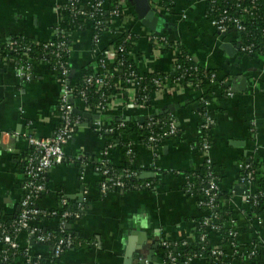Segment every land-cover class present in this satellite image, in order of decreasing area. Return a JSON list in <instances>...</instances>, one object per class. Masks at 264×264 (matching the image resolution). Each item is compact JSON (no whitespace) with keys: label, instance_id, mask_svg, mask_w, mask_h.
<instances>
[{"label":"crops","instance_id":"0c3cea01","mask_svg":"<svg viewBox=\"0 0 264 264\" xmlns=\"http://www.w3.org/2000/svg\"><path fill=\"white\" fill-rule=\"evenodd\" d=\"M208 3L174 0L170 14L158 13L155 32L142 25L132 6L123 13L125 17L110 21L111 30L101 33L96 46L89 23L86 30L71 34L68 66L72 83L85 71L100 73L99 53L112 66L111 44L123 35L131 41V60L141 74L173 73L177 54L152 45L151 36L159 35L200 69L214 72V80L200 90L185 84L167 88L153 95L148 109L129 105L126 88L119 83L116 88L121 92L109 97L107 110L98 116L106 127L123 120L125 127L112 140L110 135L92 131L95 119L76 115L79 126L62 161L47 172L45 192L35 203L43 211L61 212V199L81 207L79 218L69 223L74 246L54 258L52 244L37 242L22 230L11 235L16 249L0 241V264H29L35 259L36 264H163V241L177 247L198 242L199 220L205 212L186 189L188 181L194 183L193 174L203 172L202 167L218 178V190L225 193L231 212L249 211L250 204L242 200L247 185L241 169L252 162L264 172V51H243L236 31L219 34L210 24L208 14L214 12ZM62 6L63 0H0V43L17 37L35 45L55 40L67 19ZM31 71V80L25 82L11 62L0 58V223L5 227L18 217L25 194L24 159L31 148L23 134L48 139L59 126L57 72L43 61H32ZM109 75L111 80L114 75L110 71ZM216 80L227 84L232 96ZM202 100L209 102L207 107ZM71 101L81 113L97 116L77 98ZM204 110L213 121L206 135L207 154L200 149L205 137L201 130ZM164 112L175 119L176 134L151 151L137 125ZM106 150L108 163L122 167L127 160L137 181L149 183L151 189L101 194L102 177L85 156L100 160ZM58 222V218L41 217L32 226L55 230ZM236 231V248L224 249L226 263L264 264V215L252 220L241 216ZM209 239L212 247L218 246V233L210 231ZM188 264L213 263L198 257Z\"/></svg>","mask_w":264,"mask_h":264},{"label":"built area","instance_id":"2783aa9c","mask_svg":"<svg viewBox=\"0 0 264 264\" xmlns=\"http://www.w3.org/2000/svg\"><path fill=\"white\" fill-rule=\"evenodd\" d=\"M109 0H63L62 11L67 15V17H75V16H84L87 18L88 23L91 24V33H92V41L93 45H97L99 41V37L101 33L105 31L111 30L110 21L113 18L120 17V13L122 14L126 12L129 8L132 7V4L129 0H117V5L115 9L110 11L108 17L102 19V15L106 10V6ZM211 6L214 5V0H209ZM239 0H223L226 6L228 3L235 2L237 3ZM252 3L255 0H251ZM150 2V1H149ZM154 4L150 3L151 8L157 12L156 1ZM168 2L173 5L174 0H168ZM236 6H238L236 4ZM160 10H171L167 8H160ZM215 17L211 19V26L219 33L225 34L229 31L242 32L244 31V26L239 18L233 17L230 14L229 7H225L222 11L218 13V10L215 11ZM98 18V19H96ZM100 18V19H99ZM96 19V20H94ZM94 20V22H92ZM74 32L79 31H61L59 30L58 36L56 39L59 41L53 42L50 41L44 45L45 54L40 57V61H43L47 64L53 63L54 68L58 70L59 79H60V89H59V98H58V114H59V126L57 127L54 134L48 138H38L29 134L28 132L23 134V137L27 140L30 151L24 159V167H23V175L25 178L24 188L25 194L20 203V213L18 217L14 220L11 227L13 229V233H18L19 231H27L28 236L33 238L35 241L40 243H50L51 235L50 233H43L37 227L32 226L33 221L36 218H58L61 221L59 225L60 232H63L64 228V220L66 218L78 219L80 216L81 207L77 206L75 211H43L37 209L35 207V203L38 198L45 192V176L47 172L55 165L59 164L64 158V149L66 145L71 141L79 126V118L75 115L74 110L76 109L71 99H73V95L77 93V99L86 107L87 99H86V88L82 90H77L76 85L77 82L72 83L71 74L68 65H66L62 60L63 54H69L68 46L70 41V36ZM152 45L155 47L161 48L162 45L169 46L172 42H169L162 36L152 35ZM157 44V45H156ZM174 45V44H172ZM30 50L29 46L24 45L22 42L13 41L10 42L6 49L2 48L0 45V55L4 54L5 51L18 53V52H28ZM118 50H123L122 47H119ZM246 51L245 49H242ZM99 67L101 69L100 73L95 75H89L83 78V82L86 86H94L98 91H100L103 87L107 88L110 86L109 81V71L112 75L121 76V83L125 86L127 93V103L133 107L138 109H148L153 95L162 92L167 88H171L176 86L177 82L182 80V78L187 75V71L181 70L180 66L174 63L173 72L177 73V75L173 78H166V84L161 81V79H152V83L156 88V92L152 94H146V88L142 87V82L144 77L139 72L137 67H132L131 65L125 64L122 60H113V65L109 66L107 60L103 57L102 53H99ZM131 55V53H130ZM131 57V56H130ZM4 62L8 61V58L4 55L2 58ZM21 65L15 64V67L18 71V75L20 79L25 82H29L31 80V62L32 60L26 57V54L21 58ZM136 69V71H135ZM192 73L197 72V68L193 67ZM56 71V70H55ZM57 73V74H58ZM173 74V73H172ZM214 80V75H211L210 81ZM188 83L185 85H192L193 89L200 90L201 88L198 84L194 83L193 80H188ZM191 83V84H190ZM134 88V93L127 90V88ZM225 93L227 96H232V93L229 88H225ZM101 103L97 104L94 110L96 111V115L100 117L102 113L107 110L108 103H106V99L103 94L100 95ZM204 107H207L209 102L202 100ZM87 108V107H86ZM156 117H148L143 124L137 125L138 129L143 131L145 134V144L151 150L155 151L162 143L169 139L170 137L175 136L176 134V122L173 116H169L168 120L165 122H160L155 119ZM203 122L201 125V130L205 134V137L202 139L201 143V151L205 154L209 152V143L208 137L206 136L213 125V121L210 119L209 115L206 113V110L203 111L202 114ZM125 127V124L122 119H118L111 126L106 127L99 119H95L91 123V129L94 133L99 135H111L116 136L118 132ZM163 127L165 129L163 130ZM111 147L109 146L108 149ZM107 149V150H108ZM104 151L100 155V162L96 167V171L102 177L100 182V193L107 194L116 190H123L125 185L121 178H137V173L132 172L128 169L123 171V174L118 177L113 176L110 169L108 168V160H107V152ZM209 164V162H207ZM244 171H247L246 175L243 177L242 181L247 185V191L244 193L242 200L244 203L249 204L252 201L253 204L256 203V199L258 196L264 198V192L255 193V189L251 186L253 180L254 170L250 165H246L242 168ZM208 181L204 188H201L200 192L202 196L197 200L198 207L205 208V215L202 216L201 221L199 222L201 227L204 229L203 231L198 232V241L200 243H204L207 240L206 232H215L218 233L220 227L215 225L214 221L219 218V213L223 211V209H228L230 215L227 218L226 227L229 229L228 236L231 239H236L237 231H236V221L240 219L241 216H244V212L241 211L238 214L233 213L229 210V203L226 200H221L219 203L215 202V198L217 196L218 191V178L208 172L207 173ZM195 183L190 181L187 182V192L193 195V189L195 188ZM150 188L149 183H145L142 185V189ZM138 189V188H137ZM226 201V202H225ZM61 205L63 207L67 206V201L65 199H61ZM9 230L0 223V241L6 243L11 249H16L17 245L15 242V237L13 238L11 234H9ZM75 244L74 239L70 236L61 237L57 239L52 244L53 249V257H60L63 252L68 249H71ZM172 243L169 241H163V248H170ZM172 246V245H171ZM187 247V243L183 242L180 244L178 248ZM229 248H236V243L231 241ZM225 249V248H224ZM224 249L221 246H214L209 249V254L202 255L201 257H206L210 259L213 264H226V254ZM179 255H173L168 253L166 255L167 262L164 260L163 264H188L192 259L198 258L197 254H192L184 260H178ZM35 259L34 262L30 261L29 264H36Z\"/></svg>","mask_w":264,"mask_h":264},{"label":"trees","instance_id":"16d2710c","mask_svg":"<svg viewBox=\"0 0 264 264\" xmlns=\"http://www.w3.org/2000/svg\"><path fill=\"white\" fill-rule=\"evenodd\" d=\"M87 1H91V0H87ZM151 4H154L153 0H149ZM156 1V7H157V15L164 13L166 14H170L173 6L168 2V0H154ZM236 4L238 6H236ZM117 5V0H109L106 6V10L102 15V19L108 17L110 11H112L113 9H115ZM229 7L230 10V14L233 17L239 18L242 22V25L244 26V31L242 32H238L239 35L241 36L242 39V48H246V53L248 54H254L256 52H262L264 51V0H255L253 3L251 0H239L237 3L235 2H230L228 3V6L225 5V3L223 2V0H214V5L211 6V4L208 3L207 8H209L212 12H214L216 9L218 10V13L220 11H222L224 8ZM132 8V7H131ZM160 8H167V9H171V10H165V11H161ZM159 13V14H158ZM162 14V15H164ZM214 14H208V17L210 19H213L215 17ZM120 17H125L122 12L120 13ZM98 19V18H96ZM94 19V20H96ZM100 19V18H99ZM94 20L92 22H94ZM88 28V20L86 17L84 16H75V17H67L66 21L61 25L60 29L61 31H84ZM13 41H17V42H22L24 43V45L29 46L30 50L28 52H18V53H13V52H9V51H5L4 54L0 55V58H3L4 55L8 58L9 62H11L14 66L15 64H17L18 66L22 64L21 62V58H23V55L26 54V57L30 58L32 61H40V57L43 58L44 56V45L46 44H39V45H35L33 44L31 41H28L24 38L21 37H17L15 39H11L9 42L7 43H0L2 48L6 49V46ZM59 41V39H55L53 42ZM157 45V44H156ZM111 46L113 47V51H114V60H122L124 61L125 64L131 65L133 68L135 67L132 60H131V41L130 39L126 36L123 35L117 39H115V41L111 44ZM119 47H122L123 50H118ZM163 49V52H167L169 50L175 51L176 52V64L180 66L181 70L187 71V75H185L182 80H180L179 82H177L176 86L181 88L185 83H188V80H193V82L196 84H198V86L200 88L207 86V84L210 81V77L211 75H213L214 72H210V71H203L202 69H200L196 63H194L192 60H190L187 55L185 54V52H183L182 50H180L178 47L169 44V46H164L162 45L161 47ZM102 56H99V58ZM61 60L68 65V55L63 54ZM50 66L56 70V72L58 73V70L54 68L53 63H50ZM69 67V66H68ZM196 67L197 68V72L192 73V68ZM136 68V67H135ZM136 71V69H135ZM59 75V73H58ZM91 75L88 71L83 72L80 75V79H78L76 88L77 90H82L86 88V99H87V103H86V107L88 109H94L96 107L97 104L101 103L100 100V95L103 94L105 99H106V103H108V99L111 95L114 94H118L121 91H117L118 88H116V86L121 83V76L115 75L111 78L110 81V86L107 88H102L100 91H98V89H96V87L94 86H86L83 82V78L87 77ZM177 75V73L173 72V74H168V75H157V74H142V76L144 77L143 82H142V87L144 86L146 88L145 93L148 94H152L156 92V88L152 83V79H161V81L163 82L164 80V84H166V80L165 77L167 78H173ZM216 84L219 88H221L222 90L225 89L227 87V84H225L223 81H217L216 80ZM191 84V83H190ZM191 87H193V84L191 85ZM126 96V95H125ZM78 97L77 93L73 95V99H76ZM125 99L127 100V96L125 97ZM170 115V112H164L161 115L156 116V120H159L161 123L165 122L168 120ZM115 122V121H114ZM165 129V127H163V130ZM174 137V136H173ZM170 137V138H173ZM111 140L115 139L116 137L111 136L110 135ZM85 161L89 162L91 161L95 167L98 166V163L100 162V160H98L97 158L93 157H89V156H85ZM84 162V161H83ZM251 168L254 170V174H253V180L251 183V186H253V188L255 189V193H260V192H264V172H261L260 166L257 164H254L252 162H249ZM108 168L110 169L111 173L113 174V176L118 177L119 175L123 174L122 168L124 169H128V170H133L130 168V165L128 163L127 160H125L124 162V166H114L112 162L108 163ZM122 170V171H121ZM201 171H203L202 173H196L193 174V178H194V183H195V188L193 189V196L197 198V200H200L199 198L202 196V193L200 192L201 188H204L205 185L207 184L208 181V177H207V171H206V167H202ZM247 173V171H244L243 169H241V176H245ZM121 180L123 181L125 187L123 190H141L142 189V185L144 184V182H140L137 181V179L135 177L133 178H121ZM138 188V189H137ZM151 189V188H148ZM226 198L225 193L221 192L220 190L217 191V196H216V203H219L221 200H224ZM250 204V208L249 211L246 213L244 212V217L252 220L254 217L260 216V215H264V198L258 196L256 199V203L253 204L252 201L249 202ZM77 207L72 206V205H67L66 207H64V209H62V211H75ZM199 209L202 212H205V208L203 207H199ZM61 211V212H62ZM219 218L217 220L214 221L215 225H218L220 227V230L218 232V235L220 237L219 239V246H221L223 249L228 247L230 242L233 241L236 243V239H231L228 236V232L229 229L226 227V223H227V218L230 215V212L228 211V209H223V211H221L219 213ZM41 217L36 218L35 220H40ZM64 220V228H63V232H60L59 229V225L61 224V221L59 219L58 222V226L55 230H41L44 233H50L51 235V241L50 244H53V242H55L57 239L61 238V237H67L70 236L72 239H74V233L72 231V229L69 227V223L73 220L72 218H66L63 219ZM201 221V218L199 220V222ZM9 230V234H13V229L12 227L9 225L6 227ZM204 229L201 227L200 223H199V227H198V232L203 231ZM207 234V240L204 243H200L199 241L194 244V245H187V247H183V248H178L177 246H175L176 244H171L170 248L166 249L162 247V251H163V256H164V260L167 262L166 259V255L168 253H171L173 255H179L178 260H184L187 257H189L192 254H197L198 257H201L203 254L207 255L209 254V249L212 247L211 243H210V239H209V232H206ZM11 253H8V258L11 257L10 255ZM1 253H0V257H1ZM210 260V259H209ZM211 261V260H210ZM254 261V260H252ZM212 262V261H211ZM226 263V262H225ZM181 264V263H179ZM227 264V263H226Z\"/></svg>","mask_w":264,"mask_h":264},{"label":"water","instance_id":"95a60500","mask_svg":"<svg viewBox=\"0 0 264 264\" xmlns=\"http://www.w3.org/2000/svg\"><path fill=\"white\" fill-rule=\"evenodd\" d=\"M129 2L132 4L137 19L142 23V25H144L150 31L155 32L159 16L151 8L149 0H129ZM74 113L75 115L82 116L84 118L92 117V119H99L98 116L83 114L77 109L74 110Z\"/></svg>","mask_w":264,"mask_h":264}]
</instances>
